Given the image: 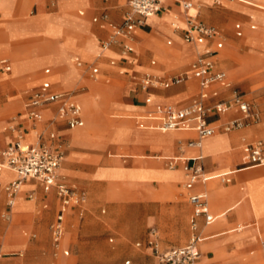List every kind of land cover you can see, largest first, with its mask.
Instances as JSON below:
<instances>
[{
	"label": "crops",
	"instance_id": "0c3cea01",
	"mask_svg": "<svg viewBox=\"0 0 264 264\" xmlns=\"http://www.w3.org/2000/svg\"><path fill=\"white\" fill-rule=\"evenodd\" d=\"M16 1L17 0H13L12 2V13ZM45 1L51 2L49 5L53 9V13L43 15L50 16L48 21L59 27L60 30V34L58 36L45 40L46 42H48V46L50 47V50L48 51L49 57H51L53 61L56 60V63H54L55 67L52 68L45 65V68L41 70V76L38 77L37 69L41 66L40 65L36 69V80L33 79L34 77L26 74L18 78L7 80L5 82L6 85H0V88L4 89L8 88V86L21 84V86L29 89L28 92H24L23 94H21L24 95L22 104H19V102H17L13 105H8L11 107V109L16 108L17 111L15 112V116L19 119L18 122L21 130L23 131V135L25 136L30 131L43 133L45 136L48 133H53L54 140L52 141V143L61 145V149L63 151V159L65 158L64 163L62 159L63 165L61 166V168L63 171L61 174H57L58 180L61 183L65 184L67 187L74 188L78 192L83 193L85 197V203L82 208L69 207L64 216L63 235L59 242L60 253L66 251L68 256L69 250L66 245L67 241L66 239H63V236L65 232L69 235L70 232L74 229L75 214H77L78 219H81L82 214L85 210V206L87 204L85 191L77 187H83L86 189L88 195V206H94L96 202L102 200L100 198H93V192L95 191L94 187L96 184L104 183V181L97 178L96 175L100 170L110 168L121 172V176L113 181L112 184L114 186L124 185L125 187L124 193H121L117 190L118 193L122 196L119 203H111V208L118 211L117 217L113 222L115 233L118 237V244L116 249L113 250L111 254H117L115 257H118L121 253L127 250L126 242L132 240L134 241L132 246L136 251L128 249L127 254L137 259V261L133 264H157L155 259L151 255V250L148 246V242L154 241L159 250L176 249L183 247L193 233L189 226V221L192 213V209L187 202V198L189 195L205 194L206 197V208L208 214L212 218V221L209 224L205 225L202 218H197L195 220V234L202 237L204 236L201 233L202 227L212 224L216 219L214 216V212H219L226 208L240 195L245 194L241 193L243 191H247L246 194H249L250 196V193H254L253 188L242 189L237 195L235 194V196L233 197L224 195L223 198L219 200H216V197H213V203L210 204V197L208 196L207 191L206 189H204L203 185L206 183L208 184V182H212L215 186L221 187H229L235 185L244 187L242 182L236 181L237 179L234 178V174H229V176L227 175L226 179L228 181L225 183L221 182L220 178H211L209 175L224 167L233 168L235 173H241L254 169L261 170V168L264 169V167L247 168L245 162L247 147L258 140L264 139V110L260 111V113L252 110L255 120H259V124L256 126H263V131L261 133L257 130L253 131L256 126L248 128L252 129L253 131L249 136H246V134L242 133L248 129H238L226 133H219V140L217 142L219 144L218 153H207L204 156H201L200 150H202V147L196 148L186 146L188 142L198 141L197 136L194 132L161 131L156 128L158 124L157 121L149 120L147 118L148 113L152 112L155 107L170 106L174 108H183L188 106L192 102V100L196 99L198 94L201 92L196 80L188 79L179 85L171 86L167 89H147L145 92L137 89V93L136 91H134V89L132 90V85L129 84V82L128 85H125L123 89H119L118 83H120L119 81L123 79L127 80L129 78L137 82L144 74H146L145 71L149 69H155L159 74L158 76L162 78L167 77V74H180L189 68L190 64L195 58L196 52L199 49H212L216 42H220L221 48L216 53L215 57H217L219 52L223 49L224 40H227L225 38L226 29H224L222 25H220L219 29H217L210 25L203 24L207 27L213 28L216 31V36L211 40H205L201 45L185 43L182 41L181 35L186 28V20L190 16H185L184 12L187 11L190 7H193L194 3H192L191 0H162V10L149 18H145L140 26L135 27L131 34L130 40H124L123 38H120L118 39V42L116 44L110 46L106 54H102L103 51H101L98 47V43L101 40H104V37H108V27L102 21L92 23L91 19L99 18L100 16L104 15L107 22L115 25L119 24L122 20L123 14L125 13V7H121L119 5L120 0H41L37 3L30 0V2L34 3V5L42 4ZM127 1L128 0H126V4ZM194 1L196 2L195 5L205 4L208 2V0ZM220 1L227 2L229 0H212V3L219 4ZM231 1L242 7L251 8L253 10L264 13V5L258 0ZM183 3L189 4L190 7L186 10H183L181 7ZM78 8L82 10L77 11L78 17H76L74 15V10ZM21 10H24V8L22 7ZM225 10L228 14L223 15L229 18L230 12H228V8ZM196 15L197 12L195 14V17ZM172 17L176 18V30L172 29L171 27L169 28ZM235 24H238L240 26V37H236L234 34L233 27ZM244 25L246 26V24H243L242 26L240 23H234L232 25V33L235 39L243 38L245 34ZM250 26H254V29H250ZM246 29L250 32H253L255 30V25L248 24V26H246ZM36 38L40 37L38 36ZM228 41L234 42L232 40H227L225 41V46L226 42ZM234 43L237 44L236 49L240 47L248 48L250 53L247 55L258 59L257 64L261 63V58L255 57L252 53L255 49L259 48L254 47L250 50V48L243 45L241 41ZM163 44L165 47H163ZM123 45H127L129 47V50L123 51ZM197 46L199 47V49H197ZM227 46L229 47V49H231L230 44H228ZM157 47H160L161 51L163 50V48L170 50H168V54H164L163 52H160ZM31 49L32 46L28 48L26 47V45L20 47L16 46V48H14L15 51L20 52ZM235 50H233V52ZM78 54L86 58H90V60H82ZM155 55L159 57V61L156 60ZM12 57L14 61L17 59V57L14 55ZM61 57L67 59L66 63L57 62V58ZM148 57H152L155 60H150L147 64L146 60ZM0 59L6 60L9 66V70L7 72H3L0 69L1 76L6 77V75L10 74L11 71V60L9 58H6V56L0 57ZM75 61L79 62L80 67H76L74 63ZM155 61L157 62L156 65ZM214 63V70L216 72L224 73L225 84L227 85V87H222L218 84L209 86L204 90L207 93V99L204 100V104L211 105L218 102H227L230 98V92L234 90L230 82L238 80L239 78H241L239 81H242L240 83V87L243 89V91L236 92L239 93L248 103H251V98H249L248 96L252 94L249 89L256 79L251 76V78L249 76L244 77V75L250 72L254 67H256L257 64L247 71L240 69V66L238 68H233L228 66L227 64H224V72L217 66L215 60ZM98 65H100L102 69L101 71L99 70ZM85 66H87L89 75L91 77L92 75L90 74V70L96 69V74L93 76V79H88L83 72H80ZM25 67L26 69H28L29 67V69H34L35 64L29 63V65L26 64L25 66L19 67L16 65L15 74H19V71ZM51 70H53L52 74ZM227 71H237V76L229 77L227 75ZM139 74H142L140 78L138 77ZM50 76H53V78H58L60 83L50 82L47 79ZM101 77L109 78L112 81L116 82L105 92L106 98H108L111 102V104L109 105L110 108L107 109L106 113H108V111L109 113L117 112L124 113L122 115L125 116L135 115L140 116L141 118L139 117V119H137L138 117H135L132 119H125V125L126 127H128V133L125 135L123 142L121 143H98L96 147L71 146L70 137L75 141L82 142L89 136H94L97 134L96 130L90 125V122H88V124L90 125V130L88 129V124L86 122L88 118L90 119L93 117V111L95 109L94 103L88 95L85 97L84 108H87L88 115L85 117V120H83L80 106L76 97L79 94L88 91L87 87L83 84V80H91L92 82H94L93 80H95V78ZM135 82L134 86L135 84H137ZM43 83H47L49 85V92L66 94L69 96V99L79 107L78 125L73 128H68L63 122L55 120L56 104H50L43 107L40 110L41 119L38 122H31L22 118V114L24 113V105L27 102L29 96L33 92L38 91L41 84ZM108 83L109 81H106V84ZM118 96H120V101L118 99ZM152 96H155L157 98H155V100H152ZM147 98L149 99V103L145 102ZM121 99H125V102L121 101ZM96 101L98 102L99 100L96 99ZM101 115L102 114H98L95 118L99 127H101V125L103 124L110 123L104 122L102 124L103 120L101 118ZM106 115L108 116L109 114ZM241 119V114L236 110L225 109L221 113H213L212 115H210L207 118V125L217 131L223 124L231 120ZM117 120L118 121L111 122L110 124L116 125L124 121L121 119ZM129 120L133 121L135 128L130 126ZM79 128H83V131L79 136L76 137L73 133V130ZM102 131L103 133H106L108 131L113 132L114 134L123 133L122 130H113L111 126H108V130L102 129ZM149 131H155L156 133H177L178 138L174 139L168 144L167 142H161L162 138L159 135L149 137V135L152 134V132ZM232 135H234L233 140ZM9 137L10 139L6 142V137L0 134V150L4 149L6 145L11 141L12 136L9 135ZM206 139L207 138L200 140L199 144H201V142ZM205 142L202 143V146ZM4 144L5 146L1 148ZM175 144L180 145L183 148L178 149V146H176ZM106 149H109V151L111 152V154H108L109 159H104L102 162V166H93L92 164L96 163L98 159H100L102 152ZM187 151H193L194 156L183 160V162H176V160L174 159H155L156 156H160L161 154L170 153L173 156H180L187 154ZM225 152L227 153L223 154ZM233 152H235V159L230 160L229 154ZM64 153H66L65 157ZM116 155L126 156H123V158H117L115 157ZM197 157H200V160L194 162V159ZM171 160H174V164L172 165V167L169 166ZM163 161H165V168H162ZM72 163H76V165L74 166H81L80 169L78 167L70 168L69 165ZM121 164H126V167H122ZM194 164L200 165L202 177L207 178V180L202 182L199 180V178H196L192 182L188 181L184 172H182V166L186 165L190 167ZM176 170L182 172L185 178L180 181L178 179L156 180L150 178H134L133 181L130 180L132 183L128 179L129 176L136 175L141 172L151 174L154 172L163 173L165 171L170 172ZM260 172L261 171H258L257 173L245 178L244 181L248 182V184L252 182L264 181V178H260L258 176ZM4 175L10 176V173L6 171H0V176L4 179L7 178ZM11 175V179H13L14 175L12 173ZM217 175L221 174L215 173L211 176ZM231 180H233L232 184H230ZM128 182L132 184L130 188H127L126 186ZM216 182H219V184L221 185L217 184ZM0 184H2V181H0ZM22 184L23 185L21 187V193L23 201L31 200L27 198L28 194H31V196L34 195L35 199L33 200V204L30 209L25 210L24 208H22L23 211L18 213H12L13 205L9 209L5 208L3 205L0 206V219L2 221L9 222L12 217L15 218V224H13L12 226H0V252H3V254H0V256H6V254H9L11 256L19 255L17 254V248L11 247L12 245L21 247V251L26 248V246H28L31 249L30 253L32 257L30 264H55L56 262H54V260L50 258L47 242L49 227L57 211V199L55 198L54 191L50 189L48 192H43L41 186L33 181H25ZM152 185H155L157 189H153ZM253 185L255 184L253 183ZM168 198H171L172 200L167 201L166 199ZM37 199L38 201L36 202ZM124 201H127L133 208L132 211L127 214L119 211L120 206ZM39 204H42V206H40L41 211L35 210L37 207H39ZM22 209L20 207H17V210L19 211ZM263 209L264 206L260 208L258 213ZM100 212L103 213V210H101ZM233 213L234 214H232V211H226L224 213L226 222L214 231L206 233L205 237H202V239L212 238L214 236V238H223L227 237V235H235L233 233L238 234V232H231L229 234L225 233L228 228H238L239 226L246 224L238 223L237 225H235L236 220L239 218L236 216L235 211H233ZM5 214L8 216L7 220L4 218ZM125 215L131 216L134 220L133 228L129 232L128 230L123 231L119 225L115 224L117 222V218H122ZM249 216V213L245 211V215L238 221L246 218L249 219ZM98 227L102 228V225L99 224ZM24 229H31L41 234L46 241L45 248H41L40 246L31 243L32 241L29 242V240L24 242L23 238L21 237V232ZM254 229L256 230V232L259 231L260 235V237L259 235H256L258 237L257 243L254 242L253 237H251L249 233H246L244 236V243L240 248H236V246L234 245V241L224 242L220 245H216V248H223L227 255H231L226 251V246H232L237 252L252 243L256 247L255 255L253 257H250L252 256V251H250L248 252V256L243 255V258H255L257 253V246L259 245L258 247L260 248L261 253L258 257V260L260 259L261 264H264V249H262L261 247V242L264 240V230H261V227L259 226L258 228L254 226ZM23 236H25L24 233ZM30 237H33V235H31ZM62 241L65 242L62 244ZM109 241L111 242V239H109ZM203 249L208 253L203 254ZM198 251L199 259L197 264H213L214 261H220L214 258L213 253H210L211 247H209V245L207 244H201L200 250L199 242ZM233 255L237 254L233 253ZM239 256L242 257V255ZM220 262H222V264H232L228 262L224 263L223 261ZM66 263V260H60L57 261L56 264ZM0 264L29 263H27L25 260L14 258L9 262H3Z\"/></svg>",
	"mask_w": 264,
	"mask_h": 264
},
{
	"label": "rangeland",
	"instance_id": "374dc122",
	"mask_svg": "<svg viewBox=\"0 0 264 264\" xmlns=\"http://www.w3.org/2000/svg\"><path fill=\"white\" fill-rule=\"evenodd\" d=\"M25 1L26 0H19V1L17 0L15 7L13 9V13H12L13 0H0V54H1L0 57L6 56V58H9L11 60L10 74L6 75V77L1 76L0 74V85L1 86H5L6 85L5 82L7 80L18 78L26 74L30 75L31 77H34L33 79L36 80V75H35L36 69L40 65L41 66L37 69L38 77L41 76V70L45 68V65L50 66L52 68L55 67L54 63H56V60L53 61V59L49 57L48 51L50 50V47L48 46L49 45L48 42H46L45 40L58 36L60 34V30H59V27L55 26L53 23L48 21L50 16L43 15V14L53 13V9L49 5L51 2L45 1L42 4L34 5V3L30 2V0L26 2ZM32 1L37 3V2H40L41 0H32ZM191 1L192 3H194L193 7L197 6V15L195 17L196 21L202 24H205V25H210L217 29H219V26L222 25L224 29H226L225 38L227 40H232L234 42L241 41V43L245 46H248L250 50L254 47L259 48V49H255L254 52H252L255 57L261 58V63L257 64L258 59L253 58L250 55H247L250 53L248 48L240 47L236 49L237 44L231 41L226 42V46H225V41L227 40H224L223 49L219 52L218 56L214 58V60L216 61L217 66L224 72H225L224 67H223L224 64H227L228 66L233 67V68H238L240 66V69L245 70V71L250 70L254 65L257 64V66L254 67L250 72L246 73L244 77L251 76L256 79L253 82V85L251 86V88L249 89L252 95H249L248 97L251 98V103H250L251 109L253 111L260 113V111L264 110V94H263V91H264V13L253 10L251 8L242 7L234 3L233 1L231 2L230 1H227V2L220 1L219 4H213L212 0H208V2L205 4H196V5H195L196 2L194 0H191ZM119 5L121 7H125L124 12L128 10L126 0H120ZM22 7L24 8V10H21ZM227 8H228V12H230L229 18L223 15V14H228L226 13V10H225ZM79 10H82V9L78 8L74 10V15L76 17H78L77 11ZM238 13L245 14V15H241ZM251 13L257 14L258 16L257 25L253 23L249 19V17H247ZM37 14H40V15H37ZM33 15H36V16H33ZM234 23H240L242 26L243 24H246V26H248V24H254L255 30L253 32H250L246 29V26L244 25V28L246 30L245 36H243V38L241 39H235L232 33V25ZM48 24H49V27H48ZM169 28H170V25H169ZM253 29H254V26H253ZM38 36L40 38H36ZM106 38L107 37H104L103 39H106ZM227 43L230 44L231 49H229V47L227 46L228 45ZM25 45L28 48L32 46V49L26 50V51L24 50L22 52L14 50L16 46L20 47V46H25ZM163 47H165L164 44H163ZM157 48L160 52H163L164 54H168L169 52L168 50H170V49L163 48V50L161 51L160 47H157ZM197 49L199 48L197 47ZM233 50L235 51L233 52ZM13 55L17 57L15 61L12 57ZM78 55L82 60H90V58H86L80 54ZM155 58L156 60L159 61V57H157V55H155ZM57 59H58L57 60L58 63L59 62L66 63L67 61V59L64 57L57 58ZM150 60H155V59L152 57H148L146 60L147 64ZM29 63L35 64V68L29 69L30 68L29 67L28 69H26L25 67L19 71L20 72L19 74H15L16 65L19 67V66H25L26 64L29 65ZM156 63L157 62L155 61V65ZM98 68L100 71L102 70L100 65H98ZM52 72L53 70H51V74ZM80 72H83L87 76L88 79H93V77L89 75L87 66H85ZM145 72H149L154 75H159L155 69H149ZM142 74H139L138 77L140 78ZM168 75L170 74H167V76ZM227 75L229 77H235L237 76V71H232V72L227 71ZM47 79L50 82L60 83L58 78H53V76H50ZM240 79L241 78L235 81H231V82L229 81L231 83L232 88L235 91H243V89L240 87V83L242 82V81H239ZM106 81H109V83L106 84ZM119 82H120L118 83L119 89H123L125 85H128V82H129V84L132 85L131 86L132 90L134 89V91H136L137 93V89H138L137 84H135L134 86L135 81L131 80V78L127 80L123 79ZM114 83L116 82L112 81L109 78H104V77L98 78V81L96 83L92 82L91 80H83V84L87 87L88 91L85 93L79 94L76 97V99L79 100L82 104V114L81 115H82L83 120H85V117L88 115L87 108L86 107L84 108L85 97L88 95L91 98L92 102L95 105V109L93 111V117L90 118L89 120L87 119L86 122L87 124L88 122H90V125L96 130L97 134L94 136L92 135L89 136L82 142L75 141L71 139L70 137L71 146L96 147L98 143H101V144L121 143L123 142L125 135L128 133V127H126L125 125L126 124L125 119H132L135 117H138L137 119H139L140 116H135V115L125 116V115H122L124 113H117V112L109 113V111L108 113H106L107 109L110 108L109 105L111 104V102L108 98H106L105 92L108 90L109 87L113 86ZM28 90L29 89H27L26 87L21 86V84L15 85V86H8V88H4V89L0 88V134L6 137V142L10 139L9 135H11L7 131L6 128L10 124L9 121L12 118L16 117L15 112L17 111L16 108L11 109V107L8 105H13L17 102H19V104H22L24 95H21V94H23L24 92H28ZM118 97L120 101V96ZM151 98L152 100H155V98L157 97L152 96ZM96 99H98L99 101L97 102ZM121 101L125 102V99H121ZM98 114H102L101 115V118L103 120L102 124L104 122L111 123L114 121H118L117 119H121L124 121L116 125H113V124L111 125L110 123H107L99 127L95 119L96 115ZM106 114H109V115L107 116ZM16 119L18 118L16 117ZM129 122H130V126L135 128L133 121L129 120ZM258 124H259V120H255L254 122H248L246 126H244L241 129L252 128ZM90 125L89 124L87 125L89 130H90ZM108 126H111L113 130H117V131L122 130L123 133L114 134L113 132H110V131L103 133L102 129L108 130ZM262 128L263 126H256L253 129V131L257 130L261 133L263 131ZM82 131H83V128L74 129L73 133L76 136L77 134L80 135ZM253 131L252 129H248L242 133L246 134V136H249ZM149 132H152V134L149 135V137L154 136V135H157V136L159 135L162 138L161 142H167L168 144L174 139L178 138L177 133H169V132L156 133L155 131H149ZM219 133H223L221 131V128H219V130L214 132V134L211 136L213 138L210 137L211 139L208 138L209 140L207 139L205 140L206 142L204 141L205 143H204L203 149L200 150L201 156H204L207 153L208 154L218 153L219 146L214 147L213 145H209V144L207 145V143L209 141L219 140V137H218L220 135ZM233 138H234V135H232V140ZM175 145L178 146V149L183 148L180 145H177V144ZM4 146L5 144L1 148H3ZM187 152H188L187 154L180 155V156H173L170 153L161 154L160 156H156L155 159L166 160V159H177L181 157L187 159V158L194 156L193 151H187ZM109 153L111 154L109 149L104 150L100 156V159H98V161L92 165L102 166L103 160L109 159L108 158ZM226 153L227 152L223 154H226ZM65 155L66 153H64V157ZM229 155H232L231 160L235 159V152L230 153ZM123 156H126V155H116L115 157L123 158ZM64 160L65 158L63 159V163H64ZM164 162L165 161H163L162 163V168H165ZM63 163L60 165V167L63 165ZM74 165H76V163L70 164L69 167L70 168L78 167ZM121 166L126 167V164H121ZM80 167L78 168L80 169ZM62 171L63 170L61 168L60 173H62ZM258 171H261L258 174V176L260 178H264L263 176L264 169L263 170L254 169V170L244 171L241 173H235L233 168L224 167L209 175L211 176L212 174H215V173L216 174H227V175L234 174V178L237 179L236 181L242 182L244 186V187H240L238 185L229 186V187L217 186V189L220 193V199H222L224 195L233 197L235 196V194L237 195L242 189H248V188L254 189V193L253 192L250 193L251 196L249 194H246L247 191L241 192L245 194L240 195L236 200H234L230 205H228L223 210L219 212H214V216L216 218L214 222L208 226H203L204 229L202 227L201 233L204 235L203 237H205L206 233L214 231L215 229H217L219 226L223 225L226 222V217L224 214L226 211H232V214H234L233 211H235L236 216L239 219H241L245 215V211L249 213L250 215L249 219L246 218L247 220L246 219H243L240 221H238L239 219L236 220L235 225H237L238 223H242V224L246 223L245 225H241L238 228L237 227L228 228L227 231L225 232L226 234H229L231 232H238V234L233 233L235 235H227V237H223V238H219V237L214 238L215 237L214 236L212 238H206L201 243L202 245L207 244L209 245V247H211L210 253L214 254V258L216 260H220V261H223L224 263L228 262L232 264H261L260 259L258 260V257L261 253L258 247L259 245L257 246V253H256L255 258H243V255L248 256V252L250 251H252V256L250 257H253L255 255L256 247L252 243L237 252L232 246H226V251L230 253L231 255H227L223 248H220V249L216 248V245H220L224 242H229V241H234V245L236 246V248H240L244 243V236L246 233H249L250 236L253 237L254 242L257 243L258 237L256 235H259V231L256 232V230L254 229V226H256L257 228L259 226L261 227V230H264V209L258 213L260 208L264 206V181L252 182L248 184V182L244 180L245 178L257 173ZM182 172L178 170L170 171V172L165 171L163 173L154 172L151 174L146 173V172H141L139 174L132 175L129 177L127 176V177L129 181L130 180L133 181L134 178H139V179L150 178V179H156V180H161L162 178H164L167 180L178 179L180 181L185 178ZM120 173H121L120 171L115 170V169H110V168L102 169L99 171V173L96 176L100 180H103L104 183H99L95 185L94 187L95 191L93 192V198L95 199L100 198L102 200L96 202L95 205L92 207L88 206V195H87L86 189L83 187H77L75 185L77 188H81L85 191L86 198H87V201H86L87 204L85 206V210L82 214L81 219H78L77 214H75L74 229L70 232L69 235L66 234L65 232L63 236V239H66L67 241L66 245L69 250V254L67 257H63L61 255L60 249L56 253H54L51 247V244H50V236H49V231H48L47 242H48V247H49V255H50V258L54 260V262L57 263V261L66 260L67 261L66 264H123L124 261L128 260L129 264H133L137 261L135 257H131L130 255L127 254L128 249L135 250L132 246L134 242L132 240L129 242H126L127 250L121 253L118 257H115L117 254H114V253L111 254L112 251L116 249L117 244H118V241H117L118 237L116 236L115 228L113 226V222L115 221L117 217L118 211L111 208L112 206L111 203L113 204L119 203L122 196L121 194L118 193V191H120L121 193L122 192L124 193V190H125L124 185H115L118 188L117 189L112 184V182L121 176ZM57 174H58V171H57ZM4 176L7 177L5 178L4 182L12 178L11 173H10V176H6V175ZM130 182L126 184L127 188H130L132 186L131 184L132 182L131 183ZM232 182L233 180H231L230 184H232ZM209 183L211 182H208V184ZM216 183L219 184V182H216ZM253 183L255 185H253ZM203 187L204 189H206L205 184L203 185ZM152 188L157 189L155 185H152ZM206 191H207L208 196L210 197V204H212L211 203L212 194L207 189ZM34 197L35 196L32 195L31 200L23 201L22 193L20 190L18 193V197L13 204L12 213L21 212L23 211L22 208H24L25 210L30 209L33 204V200L35 199ZM166 200L171 201L172 199L168 198ZM37 201L38 199L36 200V202ZM207 202H208V199H207ZM40 206H42V204H39V207H37L35 210L41 211ZM17 207H20L22 210L20 211L17 210ZM132 209H133L132 206L127 201H124L122 205L120 206L119 211L123 212L124 214H127L130 211H132ZM101 210H103V213L100 212ZM133 221L134 220L131 216L125 215L122 218H117V222L115 224L119 225L123 231L128 230L129 232L133 228ZM13 224H15L14 217H12L9 222H5L0 219V226L2 225L6 227V226H12ZM99 224L102 225V228L98 227ZM23 233L25 234V236H23ZM31 235H33V237H30ZM21 237L23 238L24 242L29 240V242L32 241L31 243H34L35 245H38L41 248H45V245H46L45 238L42 237L41 234H39L38 232L34 230L24 229L21 232ZM109 239H111V242L109 241ZM64 242L65 241H62V244ZM11 247L17 248L18 250L17 254L19 255L11 256L9 254H6V256H0V263L9 262L11 259L18 258L20 260H25L27 263L30 264L31 259H32L31 253H30V250H31L30 247L26 246V248H24L22 251H21V247L19 246L12 245ZM17 250H11V251H17ZM200 250H201V246H200ZM205 253H208V252L206 250L204 251L203 249V254ZM233 253H236L237 255H233ZM0 254H3V252H0ZM238 254L242 255V257H240ZM220 261H214L213 264H222V262Z\"/></svg>",
	"mask_w": 264,
	"mask_h": 264
},
{
	"label": "built area",
	"instance_id": "2783aa9c",
	"mask_svg": "<svg viewBox=\"0 0 264 264\" xmlns=\"http://www.w3.org/2000/svg\"><path fill=\"white\" fill-rule=\"evenodd\" d=\"M264 5V0H258ZM161 0H128V10L123 14L119 24L107 22L104 15L99 18H92V23L102 21L109 30L106 39L98 43L101 51L108 50L111 45L118 42V38L130 40L131 34L135 27L140 26L145 18H149L162 10ZM183 10L190 7L189 4L181 5ZM176 30V27H172ZM234 34L236 37L241 36L240 26L235 24ZM253 29V26H250ZM216 36V31L203 25L195 20L194 17H188L186 28L183 31L182 41L188 44L201 45L205 40H211ZM221 48V43L216 42L212 49L202 48L197 51L195 58L189 68L175 75L162 78L158 75L144 74L138 81L137 87L140 91L145 92L147 89H167L176 86L188 79L197 81L201 92L197 98L183 108L174 107H155L152 112L148 113L149 120L158 122L156 128L161 131H192L196 134L198 141L188 142L187 147H199V141L211 137L215 130L207 125V118L213 113H221L225 109H234L242 116L241 120H231L223 124L220 128L222 132L238 130L246 126L248 122H254L255 117L250 103L235 90L230 92V98L225 103H214L205 105L207 93L204 91L213 84L227 87L225 84V75L223 72L214 70V57ZM123 51H128L127 45L122 46ZM76 67H80L79 62H74ZM0 69L3 72L9 70V66L4 59H0ZM92 77L96 74V69H91ZM149 103V99L145 100ZM50 104H56L55 120L63 122L68 128L78 125L79 107L69 99L66 94L49 92L47 83L41 84L38 91L33 92L24 105L22 118L31 122H38L41 119L40 110ZM19 119L12 118L7 131L11 134V141L6 147L0 150V171L6 170L14 175V178L0 184V206L3 205L9 209L19 191L20 186L25 181H33L41 186L43 192L50 189L54 191L57 199V211L49 227V236L54 253L59 250V242L63 235L64 216L69 207L82 208L85 203L83 193L74 188H69L58 180L57 171L62 163L63 151L60 144H53L54 134L43 133L35 134L34 143L24 142L23 131L19 125ZM200 160V157L194 159V162ZM245 162L247 168L264 167V139L258 140L247 147ZM174 160H171L169 166L172 167ZM182 171L189 182L199 178L205 181L207 178L202 177L201 167L194 164L190 167L183 165ZM227 175L219 176L221 182H227ZM31 199V194L27 195ZM187 202L192 209L189 226L193 232L187 243L176 249L159 250L154 241L148 242L151 255L157 264H197L199 259L198 243L199 236L195 234L197 218H202L204 224L212 221L207 212L205 194H192L187 198ZM7 220L8 216L5 214ZM264 249V240L261 242ZM67 256V252H61ZM124 264H128L125 261Z\"/></svg>",
	"mask_w": 264,
	"mask_h": 264
},
{
	"label": "bare ground",
	"instance_id": "6f19581e",
	"mask_svg": "<svg viewBox=\"0 0 264 264\" xmlns=\"http://www.w3.org/2000/svg\"><path fill=\"white\" fill-rule=\"evenodd\" d=\"M162 1V0H161ZM230 2H231V0H229ZM196 12H197V6H195V7H190L187 11H185L184 12V14H185V16H190V17H195V14H196ZM249 17H250V19L257 25L258 24V16H257V14L256 13H251L250 15H249ZM170 27L172 28V27H177V22H176V18L175 17H172V20H171V22H170ZM245 29V28H244ZM245 32H246V30H245ZM244 36H245V34H244ZM198 47V46H197ZM199 48V47H198ZM200 50V49H199ZM198 50V51H199ZM107 53V50H105V51H103L102 52V54H106ZM146 74H151V73H149V72H146ZM152 75H154V74H152ZM94 82H96V81H98V78H95V80H93ZM78 104H79V106H80V110H81V113H82V105H81V102L78 100ZM88 120H89V118H88ZM35 134H36V132L35 131H30L28 134H26L25 136H24V141L26 142V143H34L35 142ZM77 134V133H76ZM79 134H77L76 135V137L78 136ZM210 138V137H209ZM208 139V138H207ZM206 139V140H207ZM205 141V140H204ZM204 141H202L201 142V144L199 145V147L201 148L202 147V149H203V146H204V144H203V146H202V143L204 142ZM218 142V140H213V141H209L208 143H207V145L209 144V145H213L214 147H217V146H219V144L217 143ZM231 157H232V155H230V160H231ZM174 160H176V162L177 161H180V162H183V160H186L185 158H177V159H174ZM60 170H61V167L58 169V174H61L60 173ZM261 170H263V169H261ZM2 171H6V170H2ZM233 171V170H232ZM6 172H9V171H6ZM11 173V172H10ZM222 175H227V174H221V175H217V176H210L211 178H214V177H219V176H222ZM229 176V175H228ZM162 179H164V178H162ZM4 178L3 177H1L0 176V181H2L3 183H4ZM9 181V180H8ZM5 182H7V181H5ZM23 185V184H22ZM22 185L20 186V188H19V191L21 190V187H22ZM205 188L208 190V191H210L211 192V194H212V198H211V203H213V197H216V200H219L220 199V193H219V191H218V189H217V186H215L212 182L211 183H209V184H205ZM19 191H18V193H19ZM18 193H17V195H16V197H15V199H14V202H15V200L17 199V197H18ZM14 202H13V204H14ZM208 226V225H207ZM203 237V236H202ZM202 237L201 236H199V238H201L200 239V246H201V243L206 239V238H204V239H202ZM260 249V248H259Z\"/></svg>",
	"mask_w": 264,
	"mask_h": 264
}]
</instances>
